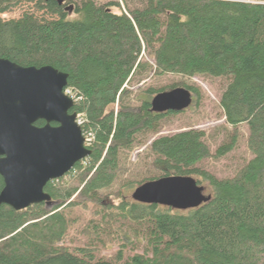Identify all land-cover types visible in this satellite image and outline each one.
Returning <instances> with one entry per match:
<instances>
[{
	"label": "trees",
	"instance_id": "trees-1",
	"mask_svg": "<svg viewBox=\"0 0 264 264\" xmlns=\"http://www.w3.org/2000/svg\"><path fill=\"white\" fill-rule=\"evenodd\" d=\"M0 57L68 73L71 112L94 138L90 156L45 185L50 209L0 205V264H264V1L0 0ZM194 77L225 124L160 134L178 111L141 95H201ZM169 175L206 184L210 200L178 210L129 197Z\"/></svg>",
	"mask_w": 264,
	"mask_h": 264
},
{
	"label": "water",
	"instance_id": "water-1",
	"mask_svg": "<svg viewBox=\"0 0 264 264\" xmlns=\"http://www.w3.org/2000/svg\"><path fill=\"white\" fill-rule=\"evenodd\" d=\"M67 80L68 73L50 65L25 67L0 57V205L16 211L38 203L52 206L44 191L47 182L90 156L71 112L75 102L64 93ZM189 102V93L176 89L155 95L151 104L154 111H164ZM38 120L44 124L36 125ZM131 198L187 210L207 202L211 194L192 176L169 175L143 182Z\"/></svg>",
	"mask_w": 264,
	"mask_h": 264
},
{
	"label": "rangeland",
	"instance_id": "rangeland-1",
	"mask_svg": "<svg viewBox=\"0 0 264 264\" xmlns=\"http://www.w3.org/2000/svg\"><path fill=\"white\" fill-rule=\"evenodd\" d=\"M120 3L122 0H118ZM264 1V0H261ZM29 7L28 3L21 4L10 11L3 13L1 16L4 19H11V18H18L21 16V14ZM73 14H70L69 17H73ZM193 80L199 87L201 88V95H192L190 96V102L188 105H185V107H182L179 110H176L175 115L170 116L167 121L164 123L160 130V134H167V133H174L179 130H183L186 128H195L204 130L206 132H210L212 128H215L218 125L225 124V120L220 117V106L218 104V96L216 92H214L211 88L207 86L206 83L198 79L197 77H194ZM149 81V79H146V83ZM142 84V83H141ZM142 98L149 99V101L154 97L153 96H146L144 94L141 95ZM85 117V116H84ZM221 133V132H220ZM216 135V141H212L211 144L213 146L221 140V134ZM150 140L146 142V144L139 146L137 149H135L131 154V162H133L137 156L138 153H142L146 146L149 144ZM244 148L240 147L239 150H236L234 152L235 160L241 159L244 153ZM241 157V158H240ZM233 163V162H232ZM67 180V179H66ZM203 186H207L206 184H203ZM206 188V187H205ZM207 189H205V193H207ZM131 193H129V197L131 198ZM46 207V206H45ZM52 206H48L46 208L50 209ZM74 216L79 218L80 221H84L87 219L88 215L90 214V211L88 208L81 209L77 208L76 212L73 213ZM89 218V217H88ZM116 249V245H108L102 247L100 250L104 255L111 254Z\"/></svg>",
	"mask_w": 264,
	"mask_h": 264
},
{
	"label": "built area",
	"instance_id": "built-area-1",
	"mask_svg": "<svg viewBox=\"0 0 264 264\" xmlns=\"http://www.w3.org/2000/svg\"><path fill=\"white\" fill-rule=\"evenodd\" d=\"M64 93L71 97L74 102L78 100V97L74 95V93L69 88H64ZM76 123L81 127L86 122V118L84 117L83 113H76ZM84 137V144L85 146L89 147L93 141V133L90 130H85L82 132Z\"/></svg>",
	"mask_w": 264,
	"mask_h": 264
},
{
	"label": "bare ground",
	"instance_id": "bare-ground-1",
	"mask_svg": "<svg viewBox=\"0 0 264 264\" xmlns=\"http://www.w3.org/2000/svg\"><path fill=\"white\" fill-rule=\"evenodd\" d=\"M153 100V99H152ZM152 100H151V102H152Z\"/></svg>",
	"mask_w": 264,
	"mask_h": 264
},
{
	"label": "flooded vegetation",
	"instance_id": "flooded-vegetation-1",
	"mask_svg": "<svg viewBox=\"0 0 264 264\" xmlns=\"http://www.w3.org/2000/svg\"><path fill=\"white\" fill-rule=\"evenodd\" d=\"M153 99V98H152ZM151 102V101H150Z\"/></svg>",
	"mask_w": 264,
	"mask_h": 264
}]
</instances>
